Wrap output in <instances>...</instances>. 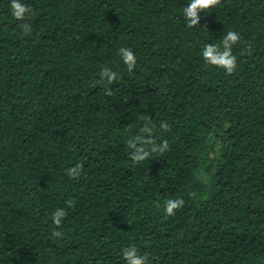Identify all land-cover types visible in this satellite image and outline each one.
I'll return each instance as SVG.
<instances>
[{
  "label": "trees",
  "instance_id": "obj_1",
  "mask_svg": "<svg viewBox=\"0 0 264 264\" xmlns=\"http://www.w3.org/2000/svg\"><path fill=\"white\" fill-rule=\"evenodd\" d=\"M22 2L18 21L0 0V264H124L128 246L148 264H264V0H219L195 27L187 0ZM229 30L232 74L200 55ZM143 117L168 150L134 163Z\"/></svg>",
  "mask_w": 264,
  "mask_h": 264
},
{
  "label": "clouds",
  "instance_id": "obj_2",
  "mask_svg": "<svg viewBox=\"0 0 264 264\" xmlns=\"http://www.w3.org/2000/svg\"><path fill=\"white\" fill-rule=\"evenodd\" d=\"M219 0H187L182 9V18L188 27L198 25L201 16L199 13L215 7ZM10 14L18 20L24 21L30 9L22 2V0H9ZM21 32L24 36H28L31 32V25L24 23L21 26ZM240 40V34L237 31L229 30L220 37L219 44L204 43L200 49V55L206 65H213L221 68L226 74H232L237 67V57L233 54V46ZM118 56L121 62L126 66L128 71H133L136 66V57L134 52L128 47H120ZM100 82L111 85L113 81L119 78L117 71L110 67H103L99 71ZM106 94L111 95L110 89H105ZM156 125L151 121L150 117H143V126L140 127L138 133L127 140L128 156L134 163H139L148 158L151 153L162 154L168 150L167 141L161 140L156 143L153 133ZM161 132L169 129L167 122L162 121L159 124ZM81 166L75 165L68 170V175L76 177L80 174ZM183 205V199H169L163 202L162 211L165 215L170 216L174 211ZM161 207L160 204L156 205ZM66 215L64 208H56L51 214V222L55 226H60ZM54 236H60L59 231L52 233ZM121 258L124 264H148L147 255L140 254L135 246H128L121 250Z\"/></svg>",
  "mask_w": 264,
  "mask_h": 264
}]
</instances>
